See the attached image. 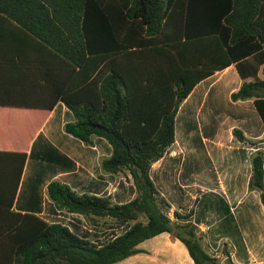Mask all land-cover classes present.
Here are the masks:
<instances>
[{"label":"trees","instance_id":"obj_1","mask_svg":"<svg viewBox=\"0 0 264 264\" xmlns=\"http://www.w3.org/2000/svg\"><path fill=\"white\" fill-rule=\"evenodd\" d=\"M0 19L81 71L72 88L51 99L73 114L63 129L86 143L102 136L111 150L100 167L127 171L135 192L113 202L57 178L48 181L46 194L57 209L78 213L89 225L128 222L93 242L59 221L11 209L25 152L0 149V264H111L161 231L178 238L195 264H219L191 223L167 215L148 169L173 141L178 102L196 81L230 63L242 81L229 98H252L264 125V0H0ZM231 131L246 140L239 128ZM248 162L247 188L258 192L264 209L263 149L252 150Z\"/></svg>","mask_w":264,"mask_h":264},{"label":"crops","instance_id":"obj_2","mask_svg":"<svg viewBox=\"0 0 264 264\" xmlns=\"http://www.w3.org/2000/svg\"><path fill=\"white\" fill-rule=\"evenodd\" d=\"M76 69L49 44L0 19V91L6 92L5 105L0 104V149L25 152L10 208L59 221L100 242L128 222L89 225L80 214L57 209L46 194L52 178L113 202L135 193L127 171L100 167V157L111 150L102 136L86 143L63 129L73 114L62 100L51 99L81 78ZM241 81L233 63L196 81L177 104L173 141L148 173L168 203L167 215L191 223L203 249L219 264H264V209L258 192L247 188L248 154L255 148L263 149L264 169V125L252 98H229ZM233 127L246 140L237 139ZM188 210V217L174 215ZM136 246L141 250L111 264H195L185 245L166 231Z\"/></svg>","mask_w":264,"mask_h":264},{"label":"rangeland","instance_id":"obj_3","mask_svg":"<svg viewBox=\"0 0 264 264\" xmlns=\"http://www.w3.org/2000/svg\"><path fill=\"white\" fill-rule=\"evenodd\" d=\"M102 234V233H101ZM87 235V234H86ZM104 239V237H106V235H103V236H99L98 238H96L98 241H99V238H102ZM88 238H91V236H88Z\"/></svg>","mask_w":264,"mask_h":264},{"label":"built area","instance_id":"obj_4","mask_svg":"<svg viewBox=\"0 0 264 264\" xmlns=\"http://www.w3.org/2000/svg\"><path fill=\"white\" fill-rule=\"evenodd\" d=\"M124 228H125V225L124 226L122 225V227L120 229L123 230ZM120 229L118 230L119 232L121 231ZM118 231L116 233H118Z\"/></svg>","mask_w":264,"mask_h":264}]
</instances>
